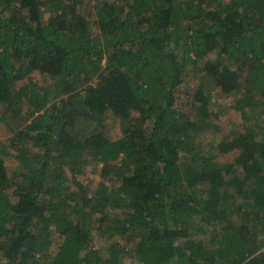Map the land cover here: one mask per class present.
Returning <instances> with one entry per match:
<instances>
[{
    "label": "trees",
    "instance_id": "obj_1",
    "mask_svg": "<svg viewBox=\"0 0 264 264\" xmlns=\"http://www.w3.org/2000/svg\"><path fill=\"white\" fill-rule=\"evenodd\" d=\"M86 1L0 0V264H264V0Z\"/></svg>",
    "mask_w": 264,
    "mask_h": 264
},
{
    "label": "rangeland",
    "instance_id": "obj_2",
    "mask_svg": "<svg viewBox=\"0 0 264 264\" xmlns=\"http://www.w3.org/2000/svg\"><path fill=\"white\" fill-rule=\"evenodd\" d=\"M99 0H87L85 4V11L88 14L89 18L93 17V12H94V4L98 2ZM48 15L46 13H43V18H47ZM29 76L33 79V81L37 83H43L44 79L40 77V74L37 71H33L29 74ZM27 79H24L19 82V84H25ZM208 86L211 87L213 86L212 83H208ZM212 93V100L219 105V111L218 115L221 116V124H222V130H229L230 128L236 127L238 124L242 123V117L240 111L234 109L232 105V100L229 98H226L225 96H215L214 90L211 92ZM256 110L260 111V113L264 114V108L262 107H255ZM22 117L18 116V118H14V121H16L17 124H20ZM107 129L109 132L114 135L115 133L117 134L118 129H119V123L115 117H110L105 120ZM201 141L202 145L206 148H209L211 144H214V142H219L224 139L225 136H227L226 132H213L212 129H207L205 132L201 133ZM7 135V132L3 128L2 125H0V140H4ZM232 159V153H223V154H216V160L219 162H228ZM6 166L8 170L10 171L11 174H14L15 176L16 171L14 172V169L18 165V160H16L15 157H7L6 160ZM101 164H97L95 167H92L91 165H87L85 168V174L83 175L82 179L85 184H89L91 187L95 188L97 185V182L100 180V175H99V169H100ZM98 235L95 236L94 242L102 245L105 243L104 238L102 237H97ZM101 238V239H100ZM103 239V240H102ZM55 241L59 242V239L56 238ZM102 253L106 254V249L101 248ZM130 255H125L122 260V264H140L139 260L137 257L133 255V252H129Z\"/></svg>",
    "mask_w": 264,
    "mask_h": 264
}]
</instances>
